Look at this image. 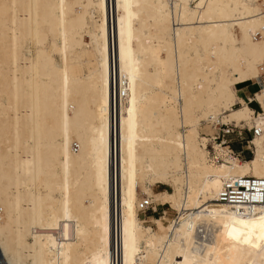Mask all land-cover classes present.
Returning a JSON list of instances; mask_svg holds the SVG:
<instances>
[{"label":"bare ground","instance_id":"obj_1","mask_svg":"<svg viewBox=\"0 0 264 264\" xmlns=\"http://www.w3.org/2000/svg\"><path fill=\"white\" fill-rule=\"evenodd\" d=\"M218 123L257 128L251 157ZM244 176L264 0H0V264H264V201H218ZM139 191L177 217L146 223Z\"/></svg>","mask_w":264,"mask_h":264},{"label":"rangeland","instance_id":"obj_2","mask_svg":"<svg viewBox=\"0 0 264 264\" xmlns=\"http://www.w3.org/2000/svg\"><path fill=\"white\" fill-rule=\"evenodd\" d=\"M249 86V88L246 90V92H251L254 89H258V85L256 83H252L251 81H248L245 83ZM250 106L255 109V111H259L258 105L253 101L250 103ZM201 133L202 135H207L209 133V130L205 128L204 126L201 127ZM216 128V129H215ZM213 130L214 137L218 136V139L216 142L221 143L222 140L225 141V146H228L231 150L233 149L235 153H239L238 156L240 159H248L252 155V146L250 144L251 135L252 132L248 131L246 128L241 127H234L232 125H222L217 124V126ZM222 129H229L232 130L229 134L226 136H221V130ZM170 188V189H169ZM154 191H169L172 192V187L169 185H166L164 183H157V185L153 188ZM139 198L143 199L140 202L142 203L139 207L138 215L140 218H142L146 223L148 222L149 217L158 218L164 214V211L168 210L169 214L166 216L171 219H175L177 216V213L174 209L170 208L169 203L165 200H161L157 202L155 201V197H150V201L145 203L144 199L146 198V195L139 191ZM144 201V202H143ZM162 201V203H161ZM144 204V206H143ZM0 215H2V211L0 210ZM173 217V218H172Z\"/></svg>","mask_w":264,"mask_h":264},{"label":"built area","instance_id":"obj_3","mask_svg":"<svg viewBox=\"0 0 264 264\" xmlns=\"http://www.w3.org/2000/svg\"><path fill=\"white\" fill-rule=\"evenodd\" d=\"M248 131L255 134L257 133V128H252ZM230 132H232V130L222 129L221 136H226ZM214 139L217 140L218 136ZM239 153L240 151L235 153L233 149L231 151V154L239 155ZM213 159L215 161L222 160L221 157L216 156H214ZM218 201L229 204L237 212H243L246 206L250 208L254 205L262 204L264 201V178L244 176L226 180L219 191ZM141 204L140 202V205Z\"/></svg>","mask_w":264,"mask_h":264},{"label":"crops","instance_id":"obj_4","mask_svg":"<svg viewBox=\"0 0 264 264\" xmlns=\"http://www.w3.org/2000/svg\"><path fill=\"white\" fill-rule=\"evenodd\" d=\"M244 83L238 84L236 86V91L238 92L237 94L242 97L243 99L247 100L249 98V96H251L253 94V92H255L257 89L252 90L251 92H246V90L249 88L248 85ZM250 102V101H248Z\"/></svg>","mask_w":264,"mask_h":264},{"label":"snow or ice","instance_id":"obj_5","mask_svg":"<svg viewBox=\"0 0 264 264\" xmlns=\"http://www.w3.org/2000/svg\"><path fill=\"white\" fill-rule=\"evenodd\" d=\"M233 231H235V230H233ZM229 234H230V235H232V233H229ZM235 238H237V239H238V238H239V236L237 235ZM245 242H247V241H245Z\"/></svg>","mask_w":264,"mask_h":264}]
</instances>
